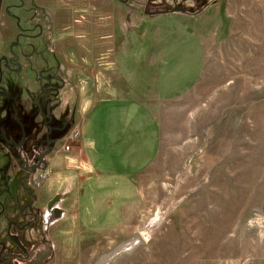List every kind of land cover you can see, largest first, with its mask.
<instances>
[{
    "label": "rangeland",
    "instance_id": "1",
    "mask_svg": "<svg viewBox=\"0 0 264 264\" xmlns=\"http://www.w3.org/2000/svg\"><path fill=\"white\" fill-rule=\"evenodd\" d=\"M62 1L0 0V60L16 66L1 69L0 134L13 109L28 129L48 108L61 138L39 169H48L46 179L36 186V171L28 194L16 191L13 162L0 153L11 195L4 212L38 215L25 237L41 242L39 251L48 246L43 264H264V0ZM174 7L184 13H163ZM71 38L96 39L98 58L89 59L91 44ZM122 52L127 59H116ZM96 69H112L118 86L121 73L132 81L122 96L135 102L138 126L124 133L141 147L123 174L106 171L131 176L125 207L134 219L98 236L78 233L75 223L76 199L95 170L80 180L72 158L81 155L73 145L61 151L62 138L73 127L81 135L80 117L103 99L93 97ZM83 100L90 103L79 109ZM54 194L62 215L48 228L40 214Z\"/></svg>",
    "mask_w": 264,
    "mask_h": 264
},
{
    "label": "crops",
    "instance_id": "2",
    "mask_svg": "<svg viewBox=\"0 0 264 264\" xmlns=\"http://www.w3.org/2000/svg\"><path fill=\"white\" fill-rule=\"evenodd\" d=\"M61 3H64V0ZM104 12H108L107 9ZM157 14H154V16ZM201 18L204 19V15ZM111 28L112 25L109 22L101 24V29H103L105 34H108ZM73 41L74 43L83 42V44H91L92 51L89 52V59L96 60L98 58L96 39L88 42ZM134 42L137 43L138 41H132V43ZM106 43H109L112 49L111 59H113V52L116 51L113 35L110 40L106 39ZM128 56L126 53L122 55L116 53L115 58L125 60ZM113 74L112 69L109 72L98 71L96 69L91 75L92 85L95 87L94 91L96 92L93 96L94 99L102 97V93H104V96L103 99L91 104L93 108L90 111L91 113L86 115L84 113L80 117L83 118L81 138L79 137L75 144H73V149L77 150L76 152L82 157L77 159L74 156L72 158L74 162H78L79 160L81 163L82 171L78 178L81 180L83 175H88L86 172H83L87 168H93L95 170L94 175L97 177L92 183L88 182L86 184L88 188H86L83 196L76 199L77 218L75 223L79 231L78 233L81 234L93 233L98 236L119 233V231L121 232L128 227L129 220L134 219L133 213L126 211L125 207L126 204L130 203V199L132 198L131 176H122V172L127 169L124 163L128 161L129 155H132L137 150H141L139 145H128V137H126L128 134L124 133H128V130H131L133 133L137 132L139 116L135 102L129 101L131 97L122 96L125 91H129L128 89L134 90L132 84H130L132 81L125 78L124 74L121 73L119 77H121L123 84L118 86V83L113 80L116 79V74ZM88 103L86 100H83L79 109L86 108L89 105ZM78 144H81V146ZM147 144L149 147L151 142ZM146 152H150V149H147ZM125 154H128V157ZM105 160L109 162L105 164ZM109 168L114 173L122 174L115 177L106 174ZM100 169H102V174L98 172Z\"/></svg>",
    "mask_w": 264,
    "mask_h": 264
},
{
    "label": "flooded vegetation",
    "instance_id": "3",
    "mask_svg": "<svg viewBox=\"0 0 264 264\" xmlns=\"http://www.w3.org/2000/svg\"><path fill=\"white\" fill-rule=\"evenodd\" d=\"M10 57L7 58L9 60ZM14 62L0 60V82L2 81V72L13 73L15 70ZM50 91L45 93L47 97ZM6 95L0 88V98ZM16 97L11 103L14 108ZM13 124L6 129L1 130L0 140L3 146H0V153L13 162L14 171L19 178V188L16 191L30 193L26 186L27 181L41 167H45L46 158L53 152L60 141V137L55 126L51 124L52 115L48 108L44 121L41 125H34L26 129L25 124L20 122L16 111L12 110ZM28 111L26 116H28ZM57 133V134H55ZM5 170V168H3ZM4 171L0 177V264H43L44 259L49 254V248L44 244L42 251L38 250L41 242H34V239H27L25 232L31 228L32 223L36 221L38 215L33 212L10 213L4 212L5 199L9 196L8 189L3 186L2 180ZM34 204V203H33ZM33 206V205H32ZM29 207L31 205L29 204ZM40 220L46 227L50 228L61 220V197L58 194L51 195L44 205L40 214ZM15 217V218H14ZM50 221L51 225H48Z\"/></svg>",
    "mask_w": 264,
    "mask_h": 264
},
{
    "label": "built area",
    "instance_id": "4",
    "mask_svg": "<svg viewBox=\"0 0 264 264\" xmlns=\"http://www.w3.org/2000/svg\"><path fill=\"white\" fill-rule=\"evenodd\" d=\"M80 137V131L78 128L73 127L68 131V133L62 138L61 151L69 152L72 149V145L76 142ZM48 175V169L39 170L37 173V182L36 186H39L42 181L46 179ZM62 210V209H61Z\"/></svg>",
    "mask_w": 264,
    "mask_h": 264
},
{
    "label": "water",
    "instance_id": "5",
    "mask_svg": "<svg viewBox=\"0 0 264 264\" xmlns=\"http://www.w3.org/2000/svg\"><path fill=\"white\" fill-rule=\"evenodd\" d=\"M178 12V13H184V9L182 7H174L172 9H166L163 13H168V12ZM158 12H146L147 15H154L157 14ZM11 48V46H10ZM13 59H9V61L11 62ZM17 65V64H16ZM18 66V65H17ZM18 70H19V66H18Z\"/></svg>",
    "mask_w": 264,
    "mask_h": 264
}]
</instances>
